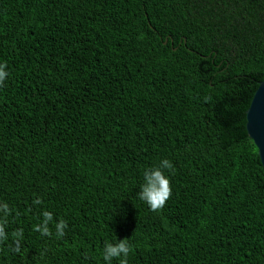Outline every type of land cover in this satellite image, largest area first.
I'll use <instances>...</instances> for the list:
<instances>
[{"label":"trees","instance_id":"16d2710c","mask_svg":"<svg viewBox=\"0 0 264 264\" xmlns=\"http://www.w3.org/2000/svg\"><path fill=\"white\" fill-rule=\"evenodd\" d=\"M0 63V264H106L118 239L128 264H264L243 125L264 0H0ZM165 158L153 212L137 193ZM44 211L52 235L34 230Z\"/></svg>","mask_w":264,"mask_h":264},{"label":"clouds","instance_id":"9594fccd","mask_svg":"<svg viewBox=\"0 0 264 264\" xmlns=\"http://www.w3.org/2000/svg\"><path fill=\"white\" fill-rule=\"evenodd\" d=\"M6 64L0 63V84L7 78ZM173 165L168 159L160 161L159 165L146 168L143 172V183L140 185L137 193L138 198L143 201L148 208L153 212L161 210L172 195V188L170 179L165 175V170H171ZM7 211V205H4ZM43 219L41 223L34 225V230L41 232L44 235H52L49 227L53 222V217L50 212L44 211L42 213ZM55 228V235L57 238L64 235V229L67 227L66 221L60 219L59 222L53 224ZM14 237H22V232L17 231L13 233ZM8 236L4 230L3 223H0V241H5ZM131 250L126 239H118L117 242L105 241L103 247V260L106 264H111L114 258H119V264H128V255ZM15 251H19L16 248Z\"/></svg>","mask_w":264,"mask_h":264},{"label":"water","instance_id":"95a60500","mask_svg":"<svg viewBox=\"0 0 264 264\" xmlns=\"http://www.w3.org/2000/svg\"><path fill=\"white\" fill-rule=\"evenodd\" d=\"M243 119L244 131L255 148L259 163L264 169V75L257 83L244 111Z\"/></svg>","mask_w":264,"mask_h":264}]
</instances>
